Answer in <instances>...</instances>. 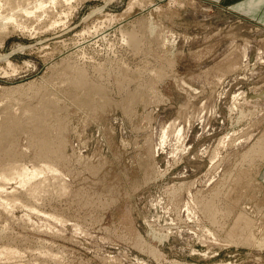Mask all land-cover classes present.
Returning a JSON list of instances; mask_svg holds the SVG:
<instances>
[{
    "label": "rangeland",
    "instance_id": "1",
    "mask_svg": "<svg viewBox=\"0 0 264 264\" xmlns=\"http://www.w3.org/2000/svg\"><path fill=\"white\" fill-rule=\"evenodd\" d=\"M259 1L0 0V264H264Z\"/></svg>",
    "mask_w": 264,
    "mask_h": 264
},
{
    "label": "bare ground",
    "instance_id": "2",
    "mask_svg": "<svg viewBox=\"0 0 264 264\" xmlns=\"http://www.w3.org/2000/svg\"><path fill=\"white\" fill-rule=\"evenodd\" d=\"M106 3V2H105ZM44 5H42L41 3L39 4V6H38V8L39 9H41V10H43L44 8ZM43 8V9H42ZM26 12V11H25ZM1 16V15H0ZM10 16V15H9ZM4 18H6V17H4ZM8 18V17H7ZM11 20H13V18H12V15H11ZM110 19L112 18L111 16L109 17ZM0 19H1V17H0ZM4 20V19H3ZM2 20V21H3ZM5 20H9V19H5ZM1 21V22H2ZM8 22H10V21H8ZM14 22H15V20H14ZM6 23V22H5ZM2 24H4L3 22H2ZM1 24V25H2ZM5 26V25H4ZM3 26V28H5ZM63 30V29H62ZM135 33V32H134ZM134 33L132 32V34H127V36L129 35V37H133V36H135L134 35ZM138 34V33H137ZM135 38V37H134ZM12 65V64H11ZM13 68V67H12ZM39 109V108H38ZM33 112V111H32ZM5 114V113H4ZM7 114V113H6ZM8 116V115H7ZM5 119V118H4ZM3 119V120H4ZM31 122V121H30ZM25 123V122H24ZM38 123V122H37ZM15 124V123H14ZM29 125H30V123H28ZM13 125V124H12ZM44 125V124H43ZM33 126H35V125H33ZM39 126V125H38ZM32 127V126H31ZM22 128V127H21ZM40 128H41V126H40ZM47 128V127H46ZM5 130V129H4ZM31 130V129H30ZM7 131V130H6ZM38 131V130H37ZM2 132V131H1ZM16 132V131H15ZM5 133H7V132H5ZM39 133V132H38ZM59 133V132H58ZM2 134V133H1ZM8 134V133H7ZM17 134V133H16ZM44 134V133H43ZM9 135V134H8ZM47 135V134H46ZM1 136V135H0ZM4 136V135H3ZM11 136V135H10ZM9 137V136H8ZM7 137V138H8ZM17 137V136H16ZM53 137V136H52ZM55 137V136H54ZM58 137V136H57ZM1 138V137H0ZM6 138V139H7ZM50 138V137H49ZM2 139H3V137L1 138V141H2ZM61 139V138H60ZM150 140V139H149ZM36 141V140H35ZM46 141V140H45ZM50 141V140H49ZM62 141H63V139H62ZM6 142V141H5ZM47 142V141H46ZM56 142V141H55ZM4 143V142H3ZM2 143V144H3ZM63 143V142H62ZM260 143V142H259ZM41 144V143H40ZM44 144V143H43ZM59 145H60V143H59ZM152 145V144H151ZM3 146H4V144H3ZM45 148V147H44ZM65 148V147H64ZM1 149V148H0ZM34 150V149H33ZM58 150V149H57ZM63 151V150H62ZM55 153V152H54ZM249 153H253L249 158L251 159H249L250 160V162L251 161H259V162H263L264 161V142H261L259 145L257 144L256 145V147H253L252 146V149H251V151H250V149H249V152H248V154ZM40 154V153H39ZM55 155V154H54ZM245 155V154H244ZM247 155V154H246ZM61 156V155H60ZM63 157V156H62ZM248 157V155L246 156V158ZM43 159V158H42ZM68 159V158H67ZM37 160V159H36ZM56 160V159H55ZM65 160V159H64ZM38 161V160H37ZM58 161V160H57ZM71 161V160H70ZM245 161H247V159H245ZM244 161V162H245ZM254 161V162H255ZM39 162V161H38ZM47 162H48V160H47ZM50 162V161H49ZM59 162V161H58ZM243 162V161H242ZM40 163V162H39ZM51 163V162H50ZM62 163V162H61ZM35 164V163H34ZM41 164V163H40ZM43 164V163H42ZM65 164V163H64ZM44 166H46V167H48L50 164H48V165H45V164H43ZM42 165V166H43ZM51 166V165H50ZM50 166L48 167L49 169H50ZM52 166H54V164H52ZM55 167V166H54ZM5 168V167H4ZM3 168V169H4ZM9 168V167H8ZM45 168V167H44ZM53 168V167H52ZM57 168V167H56ZM40 169H42V171L40 170ZM40 169H32V170H28L27 168H25V167H22V166H18L17 164H15V165H13L12 164V166L9 168V169H7V170H5L3 173H0L1 175V179H3V180H7V182H9L8 180H10L11 178H20V180L22 181V183L23 184H25V185H27L28 183H30L31 181L33 182V180H35L38 176L40 177V174L43 172V170L44 171H47V169L45 170V169H43V168H40ZM55 169V168H54ZM53 169V170H54ZM50 171H52L51 169H50ZM55 171H57V170H55ZM91 174V173H90ZM97 175V174H96ZM42 177V176H41ZM51 178H52V176H51ZM12 180V179H11ZM10 180V181H11ZM15 180V179H14ZM37 180V179H36ZM39 180V179H38ZM45 181V180H44ZM3 182V181H2ZM46 183H47V181H45ZM54 182H56V181H54ZM0 183H1V180H0ZM21 183V182H20ZM40 183V182H39ZM43 183V182H42ZM45 183V184H46ZM35 185H36V183H34ZM34 184H33V186H34ZM38 184V183H37ZM41 184V183H40ZM56 184V183H55ZM39 185V184H38ZM37 185V186H38ZM43 185V184H42ZM50 185H51V183H50ZM21 186V185H20ZM30 186V185H29ZM36 187V186H35ZM58 187V186H57ZM60 187V186H59ZM32 187H30V189H31ZM37 188V187H36ZM43 188H45V187H43ZM49 188V187H48ZM47 188V189H48ZM224 188V187H223ZM40 189H41V187H40ZM34 190H37V189H34ZM56 190V189H55ZM222 190H224V189H222ZM1 191V190H0ZM228 191V190H227ZM14 192V191H13ZM44 192V191H43ZM46 192V191H45ZM58 192V191H57ZM13 194V193H12ZM34 194V193H33ZM217 194V193H216ZM222 194V193H221ZM218 195V194H217ZM220 195V194H219ZM14 196V195H13ZM217 197V196H216ZM216 197H215V199H216ZM35 198V197H34ZM218 198V197H217ZM32 199V198H31ZM211 199V198H210ZM17 200H19V199H17ZM209 201V200H208ZM7 202V201H6ZM9 202V201H8ZM12 202V201H11ZM212 202V201H211ZM211 202L209 203L208 202V204H210V205H205V206H211ZM14 203V202H13ZM16 203V202H15ZM213 203V202H212ZM10 204V203H9ZM214 204V203H213ZM212 204V205H213ZM34 205V204H33ZM5 206H7V205H5ZM105 206V205H104ZM205 206H204V208H205ZM214 206V205H213ZM213 206H211V209H212V207ZM257 206V205H256ZM32 209V208H31ZM206 209H209L210 210V207H207ZM214 209V208H213ZM218 209H219V207H218ZM222 209V208H221ZM225 209V208H224ZM214 210H216V209H214ZM258 210V212H260L262 209H257ZM264 210V209H263ZM36 211V210H35ZM205 211V210H204ZM210 211H212V210H210ZM209 211V212H210ZM224 211V210H223ZM209 212H206L207 214H209ZM216 212V211H215ZM34 213V212H33ZM226 213V212H225ZM224 213V214H225ZM211 214V213H210ZM209 214V215H210ZM216 214V213H215ZM215 214H213L212 213V215H215ZM218 214H220V212L218 213ZM228 214H230V213H228ZM261 214V213H260ZM217 215V214H216ZM221 215V214H220ZM219 215V216H220ZM241 215V214H240ZM222 216V215H221ZM49 217V216H48ZM212 217V216H211ZM210 217V220H213L212 218ZM216 217V216H215ZM224 217V216H223ZM230 217V216H229ZM228 217V218H229ZM244 217L246 218V215H244ZM222 217H220V219H221ZM240 219H241V216L239 217ZM244 218V219H245ZM216 219V218H215ZM218 219V218H217ZM219 219V220H220ZM225 219V217L224 218H222L221 220H224ZM242 219H243V217H242ZM247 219V218H246ZM226 220V219H225ZM251 220V219H250ZM227 221V220H226ZM249 221V220H248ZM224 222V221H223ZM240 222V221H239ZM245 222H247V221H245ZM211 223H213V222H211ZM217 223H218V220H217ZM217 223H215L214 222V224H217ZM222 223V222H221ZM224 224V223H223ZM253 224V223H252ZM221 224L219 223V225L217 224V226L220 228V230L222 229L221 228V226H220ZM225 225V224H224ZM244 225H245V223H244ZM250 226H252V225H248L247 227L249 228ZM224 227V226H223ZM243 228V227H242ZM218 229V228H217ZM219 230V229H218ZM217 230V231H218ZM222 232H223V230H222ZM214 234V233H213ZM221 234V233H220ZM218 237V236H217ZM252 237L253 236H251V237H249V239L251 238L252 239ZM242 238V237H241ZM247 239V238H246ZM244 240V239H243ZM248 240V239H247ZM246 240V241H247ZM140 241V240H139ZM138 243V242H137ZM143 243V242H142ZM246 243V242H245ZM138 244H140V242L138 243ZM140 245H142V244H140ZM260 247V246H259ZM5 249V248H4ZM7 249H5V250H0V256H3V255H5V254H3V253H7V251H6ZM10 250V249H9ZM12 250V249H11ZM14 251V250H13ZM18 252V251H17ZM150 252H152L151 254H154V253H156V252H154V251H152V249H151V251ZM12 253V252H11ZM16 253V252H15ZM3 254V255H2ZM16 254H18V253H16ZM10 255H12V254H10ZM7 256V255H6ZM16 256V255H15ZM9 257V256H8ZM10 258H11V256H10ZM12 258H13V256H12ZM2 259H4V256H3V258Z\"/></svg>",
    "mask_w": 264,
    "mask_h": 264
},
{
    "label": "crops",
    "instance_id": "3",
    "mask_svg": "<svg viewBox=\"0 0 264 264\" xmlns=\"http://www.w3.org/2000/svg\"><path fill=\"white\" fill-rule=\"evenodd\" d=\"M259 2H260L259 4H262V3L264 2V0H260ZM263 4H264V3H263ZM263 172H264V168H263ZM263 172H262V173H263Z\"/></svg>",
    "mask_w": 264,
    "mask_h": 264
}]
</instances>
